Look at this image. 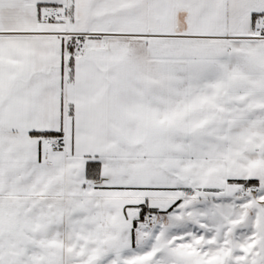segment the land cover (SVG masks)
<instances>
[{
    "label": "snow or ice",
    "instance_id": "1",
    "mask_svg": "<svg viewBox=\"0 0 264 264\" xmlns=\"http://www.w3.org/2000/svg\"><path fill=\"white\" fill-rule=\"evenodd\" d=\"M0 264H264V0H0Z\"/></svg>",
    "mask_w": 264,
    "mask_h": 264
}]
</instances>
